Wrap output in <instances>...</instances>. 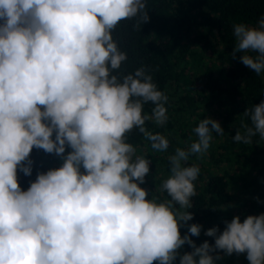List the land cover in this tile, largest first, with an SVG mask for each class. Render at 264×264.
I'll return each mask as SVG.
<instances>
[{
	"label": "clouds",
	"instance_id": "1",
	"mask_svg": "<svg viewBox=\"0 0 264 264\" xmlns=\"http://www.w3.org/2000/svg\"><path fill=\"white\" fill-rule=\"evenodd\" d=\"M130 19L149 22L147 0H0V264H216L220 252L264 264V213L207 229L214 244L191 239L203 228L188 224L200 168L187 162L224 134L219 121L202 119L198 139L168 157L158 189L168 198L141 187L151 161L128 134L136 129L166 152L168 139L146 122L166 125L168 97L144 66L119 71L127 53L112 33ZM233 32L231 56L264 72V17ZM243 115L253 127L233 140L264 139V100ZM34 148L62 163L38 171L25 190L18 174L32 176ZM185 244L192 251L181 255Z\"/></svg>",
	"mask_w": 264,
	"mask_h": 264
},
{
	"label": "trees",
	"instance_id": "2",
	"mask_svg": "<svg viewBox=\"0 0 264 264\" xmlns=\"http://www.w3.org/2000/svg\"><path fill=\"white\" fill-rule=\"evenodd\" d=\"M149 22L137 27V19L123 20L113 31L121 51L127 53L120 73L134 72L144 66L168 97V121L163 127L154 121L146 127L164 135L169 141L166 152L152 149L151 143L138 130L128 134L138 155L151 161L146 183L149 198H168L158 191L161 182L170 175L168 157L176 148L187 149L198 139L193 131L199 122L210 117L220 122L223 135L213 133L207 159L192 155L188 165L200 168L194 182L196 196L192 197L193 220L203 226L199 237L191 236L197 246L204 241L214 244V238L204 232L218 226L222 232L224 220L239 215L241 222L248 215L264 213V139L259 134L244 144L233 140L236 131L245 133V125L253 127L243 115L264 100V72L257 75L239 59L231 56L236 43L233 26L243 23L257 27L264 17V0H147ZM253 56L256 53H249ZM151 103L144 113L151 115ZM70 151V149H66ZM31 177L19 173L23 189L34 180L38 171L59 167L60 157L33 149ZM181 235L187 232L180 228ZM192 251L185 244L180 254ZM216 264H249L245 254L225 256ZM216 255V253H212ZM156 264V262H154ZM179 264V257L175 261Z\"/></svg>",
	"mask_w": 264,
	"mask_h": 264
},
{
	"label": "rangeland",
	"instance_id": "3",
	"mask_svg": "<svg viewBox=\"0 0 264 264\" xmlns=\"http://www.w3.org/2000/svg\"><path fill=\"white\" fill-rule=\"evenodd\" d=\"M198 157H199V159H207V157H208V152H207V154H205L203 157H200L199 155H198Z\"/></svg>",
	"mask_w": 264,
	"mask_h": 264
}]
</instances>
